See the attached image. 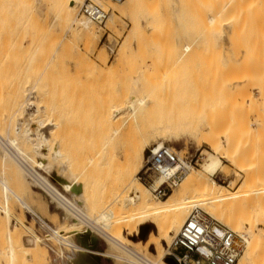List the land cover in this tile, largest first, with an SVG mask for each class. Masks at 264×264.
<instances>
[{
    "label": "rangeland",
    "instance_id": "374dc122",
    "mask_svg": "<svg viewBox=\"0 0 264 264\" xmlns=\"http://www.w3.org/2000/svg\"><path fill=\"white\" fill-rule=\"evenodd\" d=\"M63 1L0 0V111L9 109L6 96L15 88H20L22 99L21 112L13 122L12 131L7 135L0 131V134L9 140L16 138L20 132L17 137L20 142L23 127L29 123L28 113L38 109L39 113L30 122V127L49 139V144L43 146V153L52 158L56 150H61L65 158L70 159V172L77 175L84 173L87 184L86 204L97 212L99 217L94 218L99 223L102 219H108L120 206V198L117 197L119 174L125 167L131 147L141 135L147 136L142 144L144 156L150 146L167 145L181 158H194L195 162L198 160V165L188 172L184 180L192 171L200 168L207 154L213 153L202 139L209 130L172 136L153 126L158 120L181 121L179 124L184 125L186 123L183 122L193 120L204 123L209 116L221 121L219 128L222 130L225 125L229 126L227 120L241 119L243 126L236 132L245 158L241 164L243 166L244 163L246 170L251 167V172L248 171L251 175L257 172H252L256 166L257 170H264V0H137L130 6H127L128 0L118 3L96 0L110 11V16L103 24L91 22L90 31L97 29V33L88 37L78 23L71 24L68 17L58 14V7ZM81 6L82 4L78 5L77 10L78 22L88 20L81 14ZM213 18L215 21L212 22ZM188 44L193 46L189 55L182 60L184 64L181 62L177 69H172V59L178 58ZM162 58H166L171 67L167 63L164 68V63L163 68L160 64L157 69L155 65ZM147 59L149 72L142 71ZM157 70H162V73L163 70L168 71H165L167 74L163 76L164 79L159 81H163V87L155 82L156 78H152L157 73L160 74ZM145 72L148 74L144 76ZM146 79L150 89L154 85L152 83L160 84L162 90L159 88V91L164 89V95L157 101V113L150 117V122L145 123L141 131L128 133L132 120L124 116L113 121L109 117L110 111L119 100L131 99L138 85L143 87L147 83ZM234 81L235 84L232 83ZM143 88L141 89L145 91L146 87ZM27 100L34 105L28 106ZM40 120L44 123L42 126L38 123ZM117 126L121 129L120 134L128 135L124 140L113 142L110 147L105 148L106 140ZM30 143L27 146L32 148ZM221 143L224 145L225 141L222 140ZM4 150L7 149L2 144L0 194L6 182L1 163L4 155L8 158ZM101 153L103 154L100 155ZM34 156L37 161H43L40 156ZM222 161L228 173L218 172L210 179L227 187L233 196L242 194L235 204L230 205V212L233 210L238 214L236 216H240L237 218L234 215L245 224L242 233L245 231L246 234L250 231L246 219H250L252 215L251 219L256 224L255 233L257 237L263 238L264 227L259 223L260 220L257 221L259 217L255 214L253 200L250 201L245 195L248 189L245 184L247 173L236 169L225 158ZM49 162L53 167H47L48 163H45L47 168L42 170L35 168L36 165L32 163L28 164L63 191V185L59 184L56 175L55 164H58L53 158ZM142 162L143 166L144 157ZM11 163L23 174L28 186L15 192L21 193L18 196L25 198L27 203L23 199L22 201L30 205L33 203L35 208L28 205L33 212L19 199L11 196V225L19 240L15 244L14 260L8 254L7 242L0 241V264H76L75 259L81 257V249L85 248L75 232L76 219L60 207L51 195L50 197L40 190L16 162ZM260 174L262 177L264 171ZM138 175L144 177V170L141 169ZM153 179L156 181L157 178ZM181 183L168 196L159 199L148 186L150 197L156 204L170 201V197L180 190ZM128 194L131 195L130 192ZM3 200V195H0V218L3 217ZM250 202L252 204L249 205ZM247 206L253 207L255 211ZM201 209L207 213L204 208ZM247 209L253 210L256 216ZM191 212L192 210L188 216ZM142 227H146L144 236L141 231L135 236H127L135 244L141 243V249L132 243L130 246L138 252L142 250V255L157 262V258L144 252L142 246L149 240L151 233L158 235V230L151 223ZM125 232L128 233L127 230ZM94 236L98 239L96 244L86 246L85 249L90 251L88 256L96 258V264H127L131 259L126 252L105 238L97 234ZM174 236L176 234L173 233L171 242ZM259 240L260 244L264 243V238L263 241ZM170 243L161 240L165 255ZM262 244L260 246L263 252L260 247L257 249H260L257 255L262 252L259 259L254 258L255 260L246 264H256V261L257 264H264ZM246 247L245 244L243 256L247 251ZM148 251L156 255L158 248L150 245ZM35 256L39 257L41 263L32 260ZM164 261L172 264L175 260L167 256Z\"/></svg>",
    "mask_w": 264,
    "mask_h": 264
},
{
    "label": "bare ground",
    "instance_id": "6f19581e",
    "mask_svg": "<svg viewBox=\"0 0 264 264\" xmlns=\"http://www.w3.org/2000/svg\"><path fill=\"white\" fill-rule=\"evenodd\" d=\"M109 1H112V0H109ZM112 2H114V1H112ZM134 2H137V0H128L127 6H130V4H132ZM84 3H85V0H64L63 3L61 4V6L58 7V14L63 15L65 17H68L71 24H77L78 23L82 32L84 31L83 33H86V35H87V36L85 35L86 37L94 36L97 33V29L93 30L92 32L90 31L91 21L90 20H81L78 22V19H77L78 5H80V4L83 5ZM116 3H118V2H116ZM211 21L212 22L215 21L214 18ZM192 46H193L192 44H188V45L184 46L183 53L178 58H176L175 60L172 59V61H173V62L171 61L172 67L166 61V58L171 59L173 57L172 55H171L172 57H169L170 56L169 55V56H166V58H162V61L160 60V63H156V65H155V63H153V65H155L157 67L158 65L161 64L160 67L163 68L162 65L165 63L164 64V68H165V65H167V63H168L172 69L176 68V67L178 68V65L181 62L183 63L182 60H184L186 58V56H188L189 53L191 52ZM245 58H246V56H245ZM184 62H187V61H184ZM253 64L254 63H252V65ZM242 66H244V65H242ZM148 67L149 66H148V59H147V60H145V63L143 66L144 70H142V71H148L149 72ZM247 68H250V67H248V65H247ZM157 69H158V67H157ZM228 69H230V67ZM240 69L241 68H239V70ZM208 70H210V69H208ZM245 70H246V68H245ZM153 71H155V70H153ZM158 71L160 74H158V73L156 75L154 74L155 77L153 76L152 78L153 79L156 78L157 80L155 79L156 80L155 82L160 83L159 81L163 78L164 75L167 74V73L165 74V71H167V70H165V71L163 70L164 73H162V70H157V72ZM233 71H234V69H233ZM148 72H145L143 75L145 76V74H148ZM219 77H221V76H219ZM42 79H43V77H42ZM135 80H137V79H135ZM149 81H150V78H149ZM149 81L148 80L145 81V82H147L146 83L147 85L146 84L142 85L143 87L145 86L146 89H145V87L143 88L140 85H138V88H136V89L134 88L135 90L133 92V97L131 99L126 98L127 100H122V101L119 100V102L116 105H114L110 111L109 117L113 121H117L124 116H127V118H130L132 120L131 125L128 128L129 129L128 133H133L134 131H141L143 129L145 123L150 122V117L152 115H154L155 113H157V107H158L157 101L160 99V97L162 96L163 91H164V89L162 92L159 91L161 89L160 87H163V85H162L163 81L160 83L162 86L159 87L160 84L159 85H158V83L155 84V82L153 80L154 83H152L151 85H153V84L154 85H153V87L151 86L152 87L151 89L148 88L149 87V85H148ZM219 82H220V80H219ZM142 83H143V81H142ZM232 83L235 84V81ZM135 86H136V84H135ZM255 86H256V84H255ZM167 87H165V88H167ZM141 88L145 89V91L142 90ZM141 92H143V93H141ZM224 95H226V94H224ZM6 99H7V103H8L7 105H8L9 109L0 111V131L7 135V134H10V132L12 131V129L14 127L13 122L16 120V117L21 112L22 99L20 96V88H15L12 92H10L6 96ZM27 102H28L27 103L28 106L34 105V103L30 104V100H27ZM38 113H39L38 109H36L35 112L28 113L29 123L23 127L22 134L20 136V142H19V140H17V137H18V135H20V132H19V134H17L16 138H9V140H6L0 134V146L2 144H4V147L7 149V150H4V154H6L8 156V158H7L4 155L5 157L3 156L2 161H1L3 174H4L3 176H5L4 179L6 182L4 183V186L2 187V190H1L2 194H0V195H3V199H4L3 200L4 210H3V217H2L4 219L0 218V241L1 242L2 241L7 242L8 248H9L8 254L12 260H14L16 258L15 244L18 242L19 238H18V235L14 232V229L12 228V225H11V223H12V209L11 208H13L11 205V201H12L11 196H14L17 199H19L18 201H21L31 211H33V210L30 206H32L33 203L31 205L26 204L27 202H26L25 198H22V199L25 200L26 203L23 202L22 199L18 196L21 193L17 194L15 192V190L24 188V186H25V188H27L28 186H26V183H25L24 178L22 176L23 174H21L20 170L17 167H15L11 163V161L16 162V164H18L19 167L22 168L24 170V172L27 173L32 178V181L37 185V187L40 188V190H42L44 193H46L49 196L51 195L53 197V200H55L58 203V205H60V207H62L65 211H67V213L69 212L70 214H72L74 216V218L76 219V221H75V223H76L75 232L80 237V239L82 241L81 243H83L85 245V248H86V246H93L94 244H96L98 239L95 238L94 234H97L98 236L105 238V240H107L109 243H112L113 245H115L118 249L120 248L121 250L126 252L127 255L131 258L130 260H134V259L138 258L139 256L137 254L141 255L142 258L147 259L146 256H144L140 253V252H142V250L140 252H138L130 246V244L132 243V244L136 245V247H138L141 243L135 244L134 242L129 240L127 238V236L137 235L140 232V229L142 226H144L148 223H151V224L155 225V227L157 228V230H158L157 234L158 235L151 233L149 240L146 243L144 242L145 244H143L142 247L144 249V252L155 256L157 258V262H153V261L147 259L148 264H168L167 262L164 261L165 259H167V256L164 253L165 249H163V247L161 245V240H165L168 243H170L172 234L174 233L177 235L180 232V230L182 229L186 219H188L187 217H189L188 213L190 212V210H193L195 208H200V209L204 208L207 211V214L209 216H211L214 220H216L217 222H219L221 225H223L225 227H228V228L230 227L233 231H235V233L238 236L242 237L245 240V244L247 245V247H246L247 251L244 254V256L241 255L237 264H246L248 261L255 260L254 258H257V257H258L257 260L259 259V256L263 252V250L261 249V246H260L262 243L260 244L259 239H261L263 241L264 237L263 238L257 237L258 235H256V233H255L256 232V224L254 223V220L251 219L252 215L251 216L249 215L250 219H248L247 217H246L247 219L245 218L246 220H248L247 225L249 226V230H250L249 234H246L245 231H244L245 233L243 232L244 233L243 234L242 230H243V225H245V224H243V222L240 220L241 218L239 219L240 221L237 219L240 216H236L237 213H235L232 210L233 207L231 209L232 213L230 212V208H229L230 205L232 203H234L236 200L240 199V196L242 194L239 193L236 196H233L232 194H230V191L228 190L227 187L220 185V184L216 183L214 180L210 179V177L216 175L218 172L228 173V170H227V168L224 167V163L222 161V159H224V158L227 161H229L231 163V165L234 166L239 171H241L243 173L246 172L247 175L245 178V184H247L246 186L248 189L245 191L246 193L245 192L244 193L247 196L246 198H249L250 201L253 200L252 203L254 205V209L257 212V213L255 212V214L258 215L259 219H257V217H255L256 216L255 214H253V212H252L254 210L253 207L249 206L253 210L251 211L250 209H247V211H249V213L251 211V214L255 215L254 217L257 219V221L260 220L259 223L261 224L262 227H264V174L262 177L260 174L264 170L261 172L259 169H262V168H259L257 170L256 169L257 166H256L254 168L255 171H252V172L255 173L256 171L257 172L259 171L260 173L256 172L255 173V175L257 174L256 176L254 174L251 175V174H249L251 172V167H250V170H246L244 167V163H243V166L241 164L242 160L244 158L243 152H242V145H241V143H239V141H238L239 138L236 136V134H237L236 132L238 130H241V126H243L242 125L243 121H240L241 119L240 120L239 119L234 120L232 118L233 120H231V121L225 120L226 122H228V124L229 123L230 124H229V126L225 125L226 127L222 130H220V128H219L221 125V121L217 120V118L213 119V118L209 117L208 115H207L208 118H206L207 120H205L204 123H198L197 121L193 120V121H187V122L185 121L183 123H186V124L181 125V124H179V122H181V121H178V122L173 121V120H166V121L165 120H162V121L158 120V121H156L153 124V126L159 128V129H162L163 131L166 132L165 134H167V135H172V134L174 135L175 134L177 136H180L181 133H185V134L188 132L189 133H196V132L201 133L205 129L209 130L206 135L203 136V134H202V136H203L202 139L204 138L203 139L204 143L211 147V149L213 150V153L207 154L206 158L204 159V161L200 165V168L192 171L188 175V177L184 180L183 184L182 183H181L182 185L180 184L181 188L178 191V193L176 195L174 194L175 196L172 195L170 197V201H160L158 204H156L153 202V200L150 197L149 189L154 191L158 186H160L164 182V178L163 177L157 178L155 181V184L149 189L146 185H144L139 180L138 173L140 172L141 169H143V166H144V165L142 166V163H143L142 161H143V157H144V150H143L142 144L147 138L146 135H141L140 138L137 139L135 144H133V146L131 147L130 152H129L127 159H126L125 167L123 168V170L119 174V187L117 188V194H118L117 197L120 198V201H119L120 206L118 207V209H115L112 212V214L109 216L108 219H102L100 221V223H101L100 224L95 219V218L99 217V215H97V212L88 208L87 204H86L85 193H86L87 184L85 182L86 180H84V178H85V176H83L84 173L77 175V174H73L72 172H70V169H68V167H69L68 162L70 159L67 160L61 150H56L54 152L52 158L58 164V165L55 164V166H57V167H55L57 169L56 175H57V180L60 182L59 184L63 185V191L56 188L54 186V184H52V182H50V180L47 177L43 176L40 172H38L35 169V168H38L40 170L46 169L47 167L51 166V164H52L51 162H49L50 160L52 161V158H50L47 153H43V150H44L43 146H45V145L47 146L49 144V142H50L49 139L47 137H45L44 134H42L40 131H38L36 133L30 127V122L34 119V117ZM215 116H217V115H215ZM229 119H231V117ZM38 123L40 124V126H42L44 124L42 120L38 121ZM17 125L18 126L20 125L19 122ZM189 126H191V127H189ZM18 129H20V128H18ZM120 132H121V129L119 128V126L114 128L112 130L111 136L106 140L104 147L107 148L113 142H119L121 140H124L126 138V136L128 135V133L127 134H120ZM222 140L225 141L224 145L221 143ZM29 142L32 143V144L30 143L32 145V148H29L27 146V144ZM30 144H29V146H30ZM108 150H109V148H108ZM104 152H105V150H104ZM103 153H101L100 155H102ZM33 154L40 156L43 161L42 162L37 161ZM106 155H108V154H106ZM104 157H106V156L104 155ZM48 158H50V160ZM8 160H11V161H8ZM28 163L29 164L32 163L33 165H36V167L34 166L35 168H32V167H30V165ZM45 163H48L47 167H46ZM249 164H250V162H249ZM51 167H53V165ZM248 171H250V172H248ZM66 174H68V177ZM259 174H260V176H259ZM137 175H138V178H137ZM257 176H259V177H257ZM58 181H56V182H58ZM9 183L11 185H9ZM23 190H25V189H23ZM18 192H19V190H18ZM128 192H130L131 195H129ZM249 199H247V200H249ZM27 201H30V200H27ZM245 203H247L246 200H245ZM252 203L250 202L248 204L250 205ZM28 205H30V206H28ZM253 205H251V206H253ZM249 207L247 206V208H249ZM33 208H35V207H33ZM117 212L119 213V215H117ZM245 219H244V221H246ZM249 220L250 221L253 220V221L249 222ZM259 223H257V224H259ZM125 230H127L128 233H126ZM64 240L65 239H63V241ZM67 243H69V241H67ZM36 245H38V244H36ZM150 245H154V246L156 245L157 246L158 251H157L156 255H154L148 251V248ZM263 246H262V248H263ZM259 247L261 249V250L260 249L259 250L262 252L260 255L259 254L257 255V253H259V250L257 251V249ZM85 248L81 249V253H82L81 257H78L75 259L76 264H89V262H88V260H89L88 254L89 253L88 252H90V251H88ZM138 248H140V246ZM90 249H91V247H89V250ZM140 249H138V250H140ZM254 256H256V257H254ZM263 256H264V254H263ZM32 260L35 263H38V262L41 263V261L39 260V257H37V256H35ZM260 260L262 261V258ZM257 262L258 261H256V264H257ZM259 264H261V262Z\"/></svg>",
    "mask_w": 264,
    "mask_h": 264
},
{
    "label": "built area",
    "instance_id": "2783aa9c",
    "mask_svg": "<svg viewBox=\"0 0 264 264\" xmlns=\"http://www.w3.org/2000/svg\"><path fill=\"white\" fill-rule=\"evenodd\" d=\"M80 12L96 24L105 23L110 16V11L95 0H86ZM196 165L198 160L195 162L194 158H181L170 146L153 145L145 151V176L139 177V180L151 188L155 184L153 178L163 177L164 182L153 191L156 198H163L168 196ZM244 248L245 240L242 237L221 225L202 209L195 208L180 232L167 246L166 256L174 258L177 264H237ZM137 255L138 258L126 263L148 264L147 259Z\"/></svg>",
    "mask_w": 264,
    "mask_h": 264
},
{
    "label": "crops",
    "instance_id": "0c3cea01",
    "mask_svg": "<svg viewBox=\"0 0 264 264\" xmlns=\"http://www.w3.org/2000/svg\"><path fill=\"white\" fill-rule=\"evenodd\" d=\"M88 262H89V264H96L97 260L93 256H89Z\"/></svg>",
    "mask_w": 264,
    "mask_h": 264
},
{
    "label": "water",
    "instance_id": "95a60500",
    "mask_svg": "<svg viewBox=\"0 0 264 264\" xmlns=\"http://www.w3.org/2000/svg\"><path fill=\"white\" fill-rule=\"evenodd\" d=\"M140 231H141L142 236H144L145 235V231H146V227H142L140 229ZM172 264H174V263L172 262Z\"/></svg>",
    "mask_w": 264,
    "mask_h": 264
},
{
    "label": "trees",
    "instance_id": "16d2710c",
    "mask_svg": "<svg viewBox=\"0 0 264 264\" xmlns=\"http://www.w3.org/2000/svg\"><path fill=\"white\" fill-rule=\"evenodd\" d=\"M174 264H177L175 261L173 262Z\"/></svg>",
    "mask_w": 264,
    "mask_h": 264
}]
</instances>
